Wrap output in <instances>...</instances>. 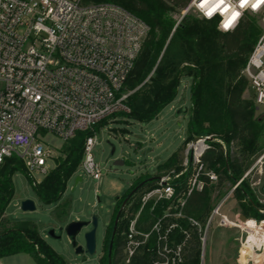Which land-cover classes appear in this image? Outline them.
Listing matches in <instances>:
<instances>
[{
    "label": "built area",
    "instance_id": "obj_1",
    "mask_svg": "<svg viewBox=\"0 0 264 264\" xmlns=\"http://www.w3.org/2000/svg\"><path fill=\"white\" fill-rule=\"evenodd\" d=\"M202 2L190 0L183 15L191 11L201 20L214 22L220 33L233 32L246 16L256 20L260 34L241 75L254 93L255 105L264 110V3L253 11L250 6L241 9L239 0H225L228 11L218 9L207 17L204 10L215 0H207L205 9L198 7ZM233 9L240 15L225 29L223 24ZM148 33L149 26L143 20L113 3L85 6L80 0H0V168L7 159L16 158L31 185L36 186L55 166L54 151L45 143L46 136L66 142L77 133L90 132L78 168L98 181L101 173L92 156L95 127L114 115L129 113L131 93L123 92L124 84ZM191 157L194 167L182 192L181 209L192 192H201L218 180L203 166L201 155L192 153ZM158 181V187L146 193L144 201L170 202L175 198L174 187L164 178ZM223 202L211 211L205 229L180 213L189 230L181 231L182 241L173 248L167 243L172 227L158 237L160 244L151 264H181L193 231L202 250L215 218L218 227L245 231L242 249L250 236L243 225L246 220H239L237 215L234 222L222 214ZM149 232L139 233L129 227L124 249L127 263ZM257 250L254 246L253 252ZM247 261L253 264L250 257Z\"/></svg>",
    "mask_w": 264,
    "mask_h": 264
},
{
    "label": "trees",
    "instance_id": "obj_2",
    "mask_svg": "<svg viewBox=\"0 0 264 264\" xmlns=\"http://www.w3.org/2000/svg\"><path fill=\"white\" fill-rule=\"evenodd\" d=\"M80 1L85 6L98 3L120 5L149 26L141 53L124 84L125 90L133 91L128 98L129 113L124 114L125 117L140 123L154 120L176 97L181 78L189 77L192 84L186 140L211 136L220 140L225 150L217 143L208 141V149L201 155L200 161L207 170L217 175L219 185L225 181L235 184L253 159L264 150L262 120L255 117L256 106L253 101L242 98L248 82L241 76V70L260 34L256 20L246 16L233 32L220 33L216 30L214 22L188 16L182 17L174 28V23L168 16L181 13L190 0ZM167 39L168 43L163 51ZM151 73L152 76H149ZM91 134L77 133L72 139L63 142L61 155L55 160L54 168L38 185L32 186L39 203L51 205L59 202L67 181L81 163L84 141ZM232 146L237 148L234 153L231 152ZM181 151H175L164 163L158 165V169L181 172ZM22 167L16 158H10L0 168V219L13 195V174L19 172L28 178ZM185 176L182 174L179 179L182 192L186 190L183 181ZM154 182V179L136 180L119 199L100 264H118L121 260L125 242L121 233L126 229L124 223H128V219L121 222L122 212L114 232L113 227L123 201L141 183L143 184L137 191ZM235 196L245 218H264V215L258 213L246 183L237 188ZM210 203L207 187H204L201 192L194 191L185 199L181 213L186 218L204 221L210 213ZM164 204L167 205L168 202L165 201ZM137 208L138 206L134 212ZM152 223V220L145 219L138 228L142 233H147ZM181 225L188 227L185 219H182ZM109 243L111 250L108 255ZM19 254L29 255L34 264H66L63 258L43 241L36 226L31 222H18L0 233V260ZM199 257L200 243L196 232L193 231L181 264H199ZM147 263L148 255L144 254L135 255L129 264Z\"/></svg>",
    "mask_w": 264,
    "mask_h": 264
},
{
    "label": "rangeland",
    "instance_id": "obj_3",
    "mask_svg": "<svg viewBox=\"0 0 264 264\" xmlns=\"http://www.w3.org/2000/svg\"><path fill=\"white\" fill-rule=\"evenodd\" d=\"M182 12L168 16L173 21L174 27L179 24L184 16L200 20L191 11L186 12L184 15ZM167 43L168 39L165 41L163 51ZM149 76H152V73ZM191 84L192 80L187 76H183L174 100L150 122L131 121L124 114H117L103 121L95 129L96 144L92 149L93 159L100 169V179L98 181L94 180L84 174L80 168H77L67 181L65 191L57 204L42 205L39 203L34 195L29 178H26L22 173H14L11 178L13 195L0 219V233L12 228L18 222H31L36 226L37 232L43 241L55 253L60 255L66 264H100V260L105 253L108 230L112 226V219L116 213L119 199L136 180L154 179L155 182L153 184L146 185L137 191L122 209L121 222L128 219V223L127 225L124 223L126 229H123L121 233L125 242L121 260L118 264H129L135 255L144 254L148 255L147 264H151L160 244L158 237L170 227L172 228H170L171 230L167 237L168 247L173 248L180 243L183 237L181 231L189 230V226L181 225L183 219L180 214L182 189L179 179L181 175L173 170L158 169V165L164 163L175 151L181 149L179 157L182 173L186 175L183 181L186 183L189 178L188 173L194 167V160L191 157L192 153L196 154L201 151L203 154L208 149L207 142L201 141L199 144V141H196L199 138L186 140V124L190 113L189 97ZM123 92L132 93L133 91L124 89ZM242 98L251 100L254 103V93L249 86L244 91ZM263 114L264 110L256 106L255 117H259L262 123ZM209 138L211 139L210 142L217 143L225 150V146L220 140L214 139L212 136ZM45 143L54 151L55 160L59 158L63 142L53 135H47ZM236 151L237 148L232 146L231 152L234 153ZM117 161H121L123 164L117 165ZM50 164L53 165L52 162ZM21 169L24 171L23 167ZM76 178L80 179L77 183L75 182ZM160 178L166 179L167 183L174 187L175 198L168 202L167 205L164 204L165 201H156L155 199L144 201V195L158 187ZM244 183L248 185L251 193L250 197L253 199L258 213L264 215V195L260 192V187L264 183V150H261L256 158L253 159L250 166L235 184L232 185L230 182L225 181L222 185H219L217 180L207 185V192L211 202L209 215L220 202L224 201L221 213L235 222L237 215H242L235 191ZM26 199L34 202V211L22 212L20 210V202ZM136 206L138 208L134 212ZM92 215L97 217L95 253L93 255L76 253L77 246L84 249L83 234L90 230L91 227L89 225L82 229L81 233L75 238V246L71 244L67 234L64 232V228L71 222L82 221L89 223ZM145 219L153 221L150 234L145 239L144 244L135 250L134 255L127 263L124 249L128 245L127 235L129 227L133 226L136 231L141 233L138 227L144 223ZM207 219L208 217L204 221L195 218L191 220L205 229ZM238 219L240 220V218ZM245 220L256 221V225L264 231V218L256 220L248 217ZM217 222L218 219L215 218L207 229L205 247L202 250L200 249L199 264H208L207 259L211 254L213 258L212 264H215L217 260L220 261L219 257L224 255V252L223 254L220 252L222 251V241L226 236L229 238L228 242L232 244L231 246H234L229 252L230 258L233 257L235 262L238 261L239 250L246 237L245 231L229 227H218ZM259 222L262 223L258 225ZM230 238H237L238 240L232 242ZM248 242L243 244L241 249V262L236 263L252 264L247 261L248 257L251 258L253 264H257L255 260L259 256L264 259V238L250 234ZM254 246L258 248L255 252H253ZM226 255L228 256V254ZM262 262L264 263V260ZM2 264L34 263L29 255L19 254L4 258Z\"/></svg>",
    "mask_w": 264,
    "mask_h": 264
},
{
    "label": "water",
    "instance_id": "obj_4",
    "mask_svg": "<svg viewBox=\"0 0 264 264\" xmlns=\"http://www.w3.org/2000/svg\"><path fill=\"white\" fill-rule=\"evenodd\" d=\"M173 31H174V29L172 30V32ZM196 141L208 142V141H211V139L209 137H205V138H199ZM116 164L122 165L123 162L117 161ZM78 181H80V179L76 178L75 182L77 183ZM142 184L143 183H141L139 186H137L135 189H133L131 191L130 195L123 201L120 209L118 210V212L116 214L113 232L115 230L117 221L121 215L122 209L125 206L126 202L141 187ZM260 192L264 195V183L260 187ZM19 207H20V210L22 212H32L35 210L34 202L32 200H29V199L21 201ZM240 220L244 221L245 217L240 215ZM89 225L91 227L90 230L86 231L83 234V241L85 244L84 249H82L80 246H77L76 247V253L87 254V255H93L95 253V231H96V227H97V217L92 215L89 223L88 222H82V221H76V222H71V223L67 224L66 227L64 228V232L67 234L71 244L73 246H75V244H76L75 238L77 237V235H79L81 233L82 229L86 228Z\"/></svg>",
    "mask_w": 264,
    "mask_h": 264
},
{
    "label": "snow or ice",
    "instance_id": "obj_5",
    "mask_svg": "<svg viewBox=\"0 0 264 264\" xmlns=\"http://www.w3.org/2000/svg\"><path fill=\"white\" fill-rule=\"evenodd\" d=\"M206 2L207 0H204V2L198 5V7H200L201 9H205ZM245 3H248V0H239V7L243 8ZM250 6L253 10H255L256 8L255 4H252ZM218 9L221 11V13L226 12L229 10V5L225 3V0H215V3L211 7L204 10V15L207 17H211ZM239 15L240 12L233 9L230 12L228 18L225 20L223 27L225 29L229 28L233 24V22L237 19V17H239Z\"/></svg>",
    "mask_w": 264,
    "mask_h": 264
},
{
    "label": "crops",
    "instance_id": "obj_6",
    "mask_svg": "<svg viewBox=\"0 0 264 264\" xmlns=\"http://www.w3.org/2000/svg\"><path fill=\"white\" fill-rule=\"evenodd\" d=\"M226 238H227V236L224 237V239H223V241H222V251H220L221 254H223V252H224V255H221V257H219V260H220V261L217 260V261L215 262V260H214V262H215V264H216V263H218V264H238L239 261H236V262H238V263H236V262H235V258H234V259H233V257L230 258L231 255H229V252H231L230 250H231V248H233L234 246H231V247L229 248V244L227 243ZM247 243H248V242H247ZM226 254H228L229 257H228ZM3 260H4V259L0 260V264H2V261H3ZM212 260H213V258H212V254H211L210 256H208L207 263H208V264H212ZM263 260H264V259L262 258V256H259V257L256 258L255 261H256L257 264H264V263L262 262Z\"/></svg>",
    "mask_w": 264,
    "mask_h": 264
},
{
    "label": "bare ground",
    "instance_id": "obj_7",
    "mask_svg": "<svg viewBox=\"0 0 264 264\" xmlns=\"http://www.w3.org/2000/svg\"><path fill=\"white\" fill-rule=\"evenodd\" d=\"M199 144L201 143V141L198 142ZM201 151L200 152H197L196 155H201ZM245 225V229H247L251 235L253 236H261L264 238V231L261 227L257 226L255 222H253V220H247L245 221V223L243 224ZM247 242H248V239H247ZM244 243V244H247ZM249 243V242H248Z\"/></svg>",
    "mask_w": 264,
    "mask_h": 264
},
{
    "label": "clouds",
    "instance_id": "obj_8",
    "mask_svg": "<svg viewBox=\"0 0 264 264\" xmlns=\"http://www.w3.org/2000/svg\"><path fill=\"white\" fill-rule=\"evenodd\" d=\"M262 3H264V0H248V3H245L243 8H245V7H247V6H250V5H252V4H255V5H256L255 10H257V9L259 8V6H260ZM250 7H251V6H250ZM243 8H241V9H243ZM251 9H252V8H251ZM252 10H253V9H252ZM255 10H253V11H255Z\"/></svg>",
    "mask_w": 264,
    "mask_h": 264
},
{
    "label": "flooded vegetation",
    "instance_id": "obj_9",
    "mask_svg": "<svg viewBox=\"0 0 264 264\" xmlns=\"http://www.w3.org/2000/svg\"><path fill=\"white\" fill-rule=\"evenodd\" d=\"M110 250H111V243H109V247H108V255L110 253Z\"/></svg>",
    "mask_w": 264,
    "mask_h": 264
}]
</instances>
